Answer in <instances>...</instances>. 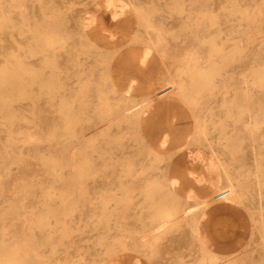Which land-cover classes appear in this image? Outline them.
<instances>
[{"label":"rangeland","instance_id":"1","mask_svg":"<svg viewBox=\"0 0 264 264\" xmlns=\"http://www.w3.org/2000/svg\"><path fill=\"white\" fill-rule=\"evenodd\" d=\"M103 1L86 5L95 20L77 28L55 0H0L24 32L38 11L44 34L32 50L48 40L90 48L73 68L40 71L58 82L69 135L45 132L25 97L10 101L6 126L0 114V264H264V188L255 208L245 176L250 135L264 142V0H125L115 16ZM201 45L213 67L178 106L173 88ZM197 134L227 167L229 198L203 179L190 143ZM151 183L167 189L154 205L162 224L127 229ZM37 191L57 210L46 227L28 207ZM192 199L207 246L188 221Z\"/></svg>","mask_w":264,"mask_h":264},{"label":"bare ground","instance_id":"2","mask_svg":"<svg viewBox=\"0 0 264 264\" xmlns=\"http://www.w3.org/2000/svg\"><path fill=\"white\" fill-rule=\"evenodd\" d=\"M55 2L66 12L73 27L86 28L95 20V13L87 12L86 5H96V0H55ZM126 5L125 0H104L99 8L112 7L114 8L113 16H115L117 15V9L121 11ZM226 6L225 2L222 1L215 4V8L219 10H225ZM171 9L173 12H177L180 7L175 4L172 5ZM34 13L37 20L36 27L31 31L24 32L17 28V23L20 21L18 18L11 16L4 18L0 12V114L3 117L2 124L6 126L12 117L8 108L13 97L16 95L17 97L28 98L33 103L35 115L43 130L57 139L70 134V126L65 118V109L67 110L68 106L63 100L55 99L56 92L59 89L58 82L52 77H42L40 71L44 67L57 70L73 68L78 65L77 57L79 55L86 56L90 48L86 46L82 39L76 41L63 40L58 43L48 40L40 50H32L30 43L38 40L39 36L44 34V23L41 16L38 11H34ZM177 18L179 17L177 16ZM26 49L30 51L29 55H25ZM213 56L208 45H201L194 50L184 73L183 82L176 84L173 88L171 97L174 101L187 98L189 96L188 91L198 88L199 82L204 80L213 67ZM97 63H100L99 60ZM175 104L180 106L181 102L178 101ZM135 112L134 109L130 111L131 114ZM245 128L256 130V128L248 125ZM260 129H263V127ZM190 143L195 148L192 152L195 155V160L205 164L206 175L203 179L210 181L221 194L229 198L231 192L228 190L230 178L227 174V167L221 164L214 154L206 155L204 153V149L207 147L205 135L197 134L193 136ZM246 151L250 164L245 176L251 179L254 184L250 197L253 206L260 208L261 190L264 188V142L260 141V135H250ZM166 193L167 189L156 188L155 183L149 184L145 189L143 204L139 207L136 219L124 222L123 225L127 229H133L138 221L140 224L147 226H160L164 215L159 210L156 211L157 208L154 205L162 200ZM47 200L45 194L37 191L28 204V207L37 218V226L39 227L48 226L46 217L57 211L56 208L47 205ZM191 201L193 203L188 206V221L200 234L201 243L207 246V240L202 236L201 231L202 216L197 208L196 200L192 199ZM108 209L106 205L101 208L102 211ZM46 234L47 232H42L41 239L46 244H52L53 236H47ZM261 244L260 249L264 248V243Z\"/></svg>","mask_w":264,"mask_h":264}]
</instances>
